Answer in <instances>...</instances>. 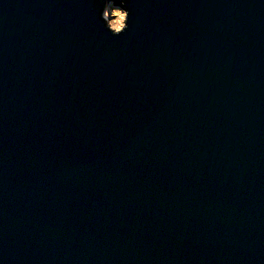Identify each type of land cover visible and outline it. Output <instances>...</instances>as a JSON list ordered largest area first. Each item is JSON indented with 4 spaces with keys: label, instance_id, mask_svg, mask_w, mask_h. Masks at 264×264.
I'll list each match as a JSON object with an SVG mask.
<instances>
[{
    "label": "water",
    "instance_id": "obj_1",
    "mask_svg": "<svg viewBox=\"0 0 264 264\" xmlns=\"http://www.w3.org/2000/svg\"><path fill=\"white\" fill-rule=\"evenodd\" d=\"M0 0L3 264H264V0Z\"/></svg>",
    "mask_w": 264,
    "mask_h": 264
},
{
    "label": "clouds",
    "instance_id": "obj_2",
    "mask_svg": "<svg viewBox=\"0 0 264 264\" xmlns=\"http://www.w3.org/2000/svg\"><path fill=\"white\" fill-rule=\"evenodd\" d=\"M128 0H103L101 19L112 35H119L129 27L130 8ZM0 264L3 261L0 260Z\"/></svg>",
    "mask_w": 264,
    "mask_h": 264
}]
</instances>
